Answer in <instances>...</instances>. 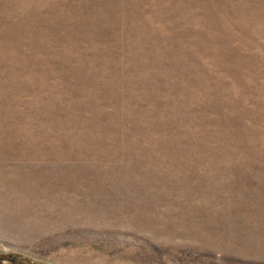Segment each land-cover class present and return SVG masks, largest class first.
I'll list each match as a JSON object with an SVG mask.
<instances>
[{
  "label": "rangeland",
  "instance_id": "obj_1",
  "mask_svg": "<svg viewBox=\"0 0 264 264\" xmlns=\"http://www.w3.org/2000/svg\"><path fill=\"white\" fill-rule=\"evenodd\" d=\"M0 264H264V0H0Z\"/></svg>",
  "mask_w": 264,
  "mask_h": 264
}]
</instances>
